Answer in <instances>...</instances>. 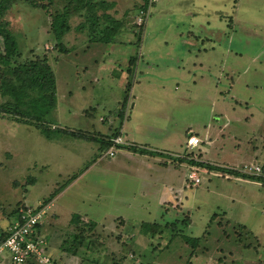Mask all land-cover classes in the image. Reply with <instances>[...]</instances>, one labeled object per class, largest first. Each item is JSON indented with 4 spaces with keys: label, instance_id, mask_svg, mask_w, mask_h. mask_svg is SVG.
I'll use <instances>...</instances> for the list:
<instances>
[{
    "label": "rangeland",
    "instance_id": "1",
    "mask_svg": "<svg viewBox=\"0 0 264 264\" xmlns=\"http://www.w3.org/2000/svg\"><path fill=\"white\" fill-rule=\"evenodd\" d=\"M107 1L115 4L107 13L121 22L107 45L90 42L87 25L76 29L85 21L81 15L70 17V31L58 41L43 10L17 0L9 14L19 59L49 58L56 107L45 128L80 131L92 142L47 141L33 125L0 116V232L15 211L41 206L62 188L44 203L40 234L50 264H264V180L259 186L239 172L264 163V0H158L144 26L135 21L146 0ZM194 50L201 65L182 70ZM145 108V122L181 139L186 131L197 135L199 148L208 150L203 159L241 176L190 168L200 183L189 185L186 178L184 197L165 198L178 204L173 209L157 205L153 193L143 196L139 182L114 171L111 160L121 148L110 158L104 155L110 145L101 141L121 117ZM185 150L191 157L195 151ZM168 180L178 184L174 173ZM73 215L96 223L86 232L93 242L89 263L60 251L77 232ZM0 264H10L7 253Z\"/></svg>",
    "mask_w": 264,
    "mask_h": 264
},
{
    "label": "trees",
    "instance_id": "2",
    "mask_svg": "<svg viewBox=\"0 0 264 264\" xmlns=\"http://www.w3.org/2000/svg\"><path fill=\"white\" fill-rule=\"evenodd\" d=\"M24 1L49 15L51 19L50 30L58 41L70 31V17L76 14L85 18V21L79 24L76 29L81 31L87 25L89 34L92 35L90 42L103 45L110 44L113 42V37L117 34L118 29L121 28V22L113 19V17L111 18L110 14L107 13L108 10L113 9L115 6L114 2L106 0ZM16 2L17 0H0V38L3 40V52H0V97L4 100L0 104V116L9 117L17 124L33 125L40 131V135L47 140L58 139L63 136L86 141L92 140V138L88 139L85 133L80 131L73 132L45 128L44 124H47V118H49L56 107L55 79L47 55L41 54L32 60L19 59L21 52L17 48L11 23L8 20ZM144 7L145 4L142 5L141 9ZM98 11H102L101 14H98ZM99 23L101 27L98 30ZM95 33H97L98 37L94 35ZM59 47L60 51H63V47L61 45ZM132 60L133 57L130 58V64ZM120 112L122 115V110ZM109 143L110 141L108 140L106 142L101 141V146H108L110 145ZM129 149L140 154H155L135 147H129ZM190 155L186 154L180 160L191 166L227 172L236 176L240 175L237 171L223 170V168L212 166L203 161H195ZM261 165L264 166V163ZM76 177L77 174L70 177L64 186L70 184ZM254 179L259 181L260 178ZM61 189L54 190L45 202L52 200ZM44 203L41 205L43 206ZM84 222L85 220L80 216L73 215L71 224L77 227V232L70 235V239L64 240L60 246V251L72 257H78L82 263H89L90 259L87 253L91 251L90 248L93 242L87 237L86 232L93 231L96 228V223L92 221ZM144 224L150 225L152 223H142L140 226H144ZM5 237L6 232L2 230L0 232V242Z\"/></svg>",
    "mask_w": 264,
    "mask_h": 264
},
{
    "label": "crops",
    "instance_id": "3",
    "mask_svg": "<svg viewBox=\"0 0 264 264\" xmlns=\"http://www.w3.org/2000/svg\"><path fill=\"white\" fill-rule=\"evenodd\" d=\"M188 34H190V32H188ZM188 36L189 35H187V37ZM182 43L185 44V46H191L190 40L186 38ZM197 51L192 53L193 60L190 61L189 64L185 63L187 67L186 68L182 67V70L185 69L186 71L190 72L191 70H194L196 68V65H201V62L199 60L197 61V58H198ZM131 90H133L132 86L129 87L128 92L130 91L131 93ZM128 97L126 99L127 101L126 100H123V101H126L129 105ZM133 98L137 99V96L133 95ZM136 103L137 101L135 103L131 102L130 103L132 104L131 107L137 108V106L135 105ZM148 110L149 109L147 108L143 110L139 109L138 111L134 113L135 115L133 118L129 116H126L124 120L122 119V117L120 118V124L115 129V132H112L113 134L110 133V136L111 135L112 136L115 135L113 137L120 136L124 143L123 145L119 146V148L121 149H118V148L115 149V150L118 149L117 152L115 153L116 154L114 156L115 158H113L112 160L110 159V160L113 161L114 159H116L114 161L115 167H116V169H114L115 172L117 173L120 172V175L128 174L129 176L132 177L129 180L130 182H139L140 188L144 189V192H142L143 196L148 197V195L151 196L150 193H153V196H155L157 199V205H160V207L164 209L165 208L173 209L174 205L176 206L178 204L170 203L168 202V200H165V198L170 197L171 193L179 194V196L181 194L182 197H184V192L186 190L185 181H187L186 178H187L188 173L190 172L189 169L196 167V166H191L187 164L185 161L180 160L182 159L183 155H186L189 153V152L187 153L185 152L186 151L185 150L186 149L185 139L188 136H196L198 139L199 137L195 134H192L186 131L184 133L183 139H181L182 135L180 133L171 132L167 127L158 129L155 126L150 125L148 122H145V114H146L145 112H147ZM166 118H168L167 115H166ZM88 126H92V125L88 123L86 127ZM52 128L57 129L55 125H52ZM59 129L61 130L62 128H59ZM62 130H65V129H62ZM110 136L107 135L106 137H109V138L106 140L110 141L111 138H113V137L110 138ZM60 139L61 137H59L58 139H52V140H60ZM77 140L83 141V142L86 141V140L84 141V140H79V139ZM47 141H50V140H47ZM89 142H92V141H89ZM201 143L203 142H200V144ZM200 144L194 151V154L192 156L193 160L198 161V162L203 161L212 166L218 167V165L220 164L203 159V155H206L208 153V150L204 148L203 149L199 148ZM129 147H132V148L135 147V148H138L144 151L153 152L155 154L154 155L140 154L138 152L131 151ZM107 151H105L104 155H106ZM121 151L122 153H120ZM95 162L96 161L92 162L91 165L94 164ZM227 165H232V164H227ZM180 168H183L184 170L178 173ZM219 168H222V167H219ZM223 170H226V168H223ZM84 172L81 175H83ZM214 172L218 173L219 171H214ZM171 173H174V175L177 178L178 184L175 187H172L171 181L168 180V176ZM211 173H212V170H211ZM165 175L167 177H165ZM158 177L159 179L163 177V180L158 181ZM237 180L239 179L237 178ZM125 181H127V179ZM187 182L189 183V185H193L192 183L190 184L189 181ZM159 183H161L160 190L157 188L159 186L158 185ZM121 219H123L125 223H128V221L125 220L124 218H121Z\"/></svg>",
    "mask_w": 264,
    "mask_h": 264
},
{
    "label": "built area",
    "instance_id": "4",
    "mask_svg": "<svg viewBox=\"0 0 264 264\" xmlns=\"http://www.w3.org/2000/svg\"><path fill=\"white\" fill-rule=\"evenodd\" d=\"M157 1L146 0L145 7L140 9L136 16L135 24L144 26L149 14V6ZM200 142L196 136H189L185 147L188 150H193L198 147ZM123 143L120 136L111 138L110 147L106 155L112 158L114 156V148H118ZM239 172L254 178H261L259 181L264 179V166L261 164L249 167L244 166ZM187 179L193 185L200 183L196 169L189 172ZM259 181L255 180L254 182H258L257 185L260 186L262 182L260 183ZM44 208H46L44 205L21 208L16 212L11 222L8 223V226L3 229L6 232V237L0 242V256L4 252L7 253L10 264H50L51 260L47 253L48 242L40 234V229L45 224L47 215Z\"/></svg>",
    "mask_w": 264,
    "mask_h": 264
}]
</instances>
